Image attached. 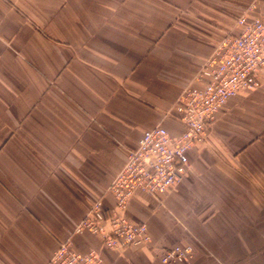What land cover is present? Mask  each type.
Instances as JSON below:
<instances>
[{
	"label": "crops",
	"instance_id": "obj_1",
	"mask_svg": "<svg viewBox=\"0 0 264 264\" xmlns=\"http://www.w3.org/2000/svg\"><path fill=\"white\" fill-rule=\"evenodd\" d=\"M264 0H0V264H47L58 245L101 264H264V71L220 108L178 183L133 195L146 246L113 249L74 230L142 134L181 124L180 94L238 19Z\"/></svg>",
	"mask_w": 264,
	"mask_h": 264
},
{
	"label": "built area",
	"instance_id": "obj_2",
	"mask_svg": "<svg viewBox=\"0 0 264 264\" xmlns=\"http://www.w3.org/2000/svg\"><path fill=\"white\" fill-rule=\"evenodd\" d=\"M238 33H227L174 104L181 124L178 133L158 123L146 130L136 148L118 171L108 191L115 199L113 209H105L99 199L91 200L84 218L74 232L89 231L101 237L109 248L146 246L151 241L147 223L127 217L133 195L143 190L160 197L182 177L189 162V151L206 139L207 128L226 101L240 90L261 85L264 71V11L253 18L238 19ZM191 245L176 244L164 251L163 264H179L192 256ZM95 250L82 253L73 248L71 239L61 242L47 264H101Z\"/></svg>",
	"mask_w": 264,
	"mask_h": 264
},
{
	"label": "rangeland",
	"instance_id": "obj_3",
	"mask_svg": "<svg viewBox=\"0 0 264 264\" xmlns=\"http://www.w3.org/2000/svg\"><path fill=\"white\" fill-rule=\"evenodd\" d=\"M199 71V70H198ZM198 73V72H197ZM131 150V149H130ZM130 150H128V152L130 151ZM128 154V153H127ZM176 245V244H175ZM193 253H194V250H193Z\"/></svg>",
	"mask_w": 264,
	"mask_h": 264
}]
</instances>
